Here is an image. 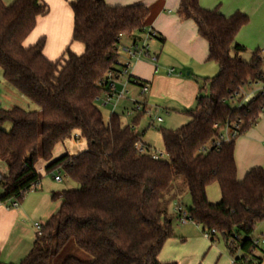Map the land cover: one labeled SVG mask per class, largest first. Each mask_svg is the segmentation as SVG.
I'll return each instance as SVG.
<instances>
[{"label": "trees", "instance_id": "obj_1", "mask_svg": "<svg viewBox=\"0 0 264 264\" xmlns=\"http://www.w3.org/2000/svg\"><path fill=\"white\" fill-rule=\"evenodd\" d=\"M65 1L74 14L73 41L85 51L79 56L67 49L52 62L43 53L45 38L24 46L38 19L48 15L46 3L15 0L6 6L0 0V70L11 87L39 107L33 113L0 108V164L6 167L0 205L21 203L41 182L36 170L40 161L47 163V174L63 170L79 185L63 192L57 214L42 226L18 264H51L53 255L70 241L92 261L69 258L63 264H162L165 243L176 237L164 205L172 199L177 178L190 195V221L201 226L212 243L221 238L236 257L234 264H263L253 239L264 223V169L254 168L239 181L235 162L237 139L256 126L264 112L261 94L242 105L252 85L264 88V55L256 51L246 62L247 49L236 42L249 18L240 12L227 18L218 10L203 9L200 0H180V20L196 24L208 45V61L218 65L219 73L198 82L196 106L183 113L188 124L161 130L168 160H154L150 149L148 154L136 149L144 136L137 131L144 115L123 125L113 114L105 123L96 102L99 82L119 66L120 36L133 37L149 28V8L109 7L104 0ZM5 123L12 125L10 132L1 129ZM235 125L240 127L238 138L221 141L224 129ZM72 138L84 141L85 150L54 159L57 146ZM214 184L221 193L217 204L207 196ZM0 264H6L1 255Z\"/></svg>", "mask_w": 264, "mask_h": 264}, {"label": "crops", "instance_id": "obj_2", "mask_svg": "<svg viewBox=\"0 0 264 264\" xmlns=\"http://www.w3.org/2000/svg\"><path fill=\"white\" fill-rule=\"evenodd\" d=\"M43 1L48 5L49 13L38 19L36 28L28 37L29 39L34 34L37 39L33 43H28L27 39L24 46L32 47L40 39L45 38L46 44L43 53L52 62L62 58L67 49L76 55H82L85 51L84 46L73 41L74 14L69 3L65 0ZM104 2L109 7L144 5L150 10L148 25L157 37L150 43L149 58L130 60L126 56H120L122 64L129 65V76L133 80L149 86V93L144 98L140 97L139 87L132 86L130 88V90H134L135 96L138 92L137 102L144 101L153 113L157 112L159 106L180 114L194 109L199 90L198 82L216 76L219 73V67L208 61V45L198 35L196 24L193 21L180 20L178 16L180 0H104ZM199 3L203 9L218 10L227 18L238 12L245 14L249 18V22L236 37V42L247 49L243 59L250 61L256 51H260L264 55V0H200ZM141 37V34H136L133 39L137 40ZM125 39H122V44ZM169 69H174L176 72L169 75ZM186 71H188L187 75H185ZM262 89L261 85L259 91ZM127 102L132 106L133 102L129 100ZM254 127L239 137L235 144V162L239 181H242L250 170L262 168L261 166L264 164L255 163L251 156L247 155L244 162L239 158L242 150L246 152L247 147L249 149L255 143L258 145L257 142L260 143L264 139V112ZM141 142L148 150H151V147L143 142V138ZM55 151L54 159L67 153L66 149L59 155H56ZM151 153H153L152 150ZM42 166L45 170L47 163L42 161ZM36 170L42 179L43 175H48L45 171L41 173L37 167ZM0 172L3 175L6 173V167L3 164H0ZM42 179L39 192L44 189ZM52 195L54 200L56 195L55 193ZM47 199L49 200V196L46 191L38 196V202L31 206L24 202L17 210H9L6 206L0 205V255L2 262L18 264L31 251L38 235L35 225L39 223L34 221L35 238L33 235L30 237L31 230L27 225H31V222L37 218L41 220L43 217L50 216L49 221L54 216L50 213ZM46 224H40V226ZM208 242L197 237L170 239L165 243L159 261L162 264L171 262L177 264H230L229 259L220 250L212 253L206 261L205 258L210 254L214 245L209 238ZM192 243L195 245L192 247L197 248L196 252L188 249ZM224 247L228 252L225 244ZM200 258L203 261H200Z\"/></svg>", "mask_w": 264, "mask_h": 264}, {"label": "rangeland", "instance_id": "obj_3", "mask_svg": "<svg viewBox=\"0 0 264 264\" xmlns=\"http://www.w3.org/2000/svg\"><path fill=\"white\" fill-rule=\"evenodd\" d=\"M2 1L6 6H10L15 2V0H2ZM125 38L126 39L124 40V45H127V44L129 45L134 40L133 37H125ZM36 39H37L36 35L33 34L28 39V43H33ZM244 61L248 62V60H244ZM187 73L188 71L185 72V75H187ZM260 88H261V84L252 85L250 89L246 91V98H245L246 102H249L253 100L255 97H257L260 92L259 91ZM130 93L131 95H129L128 98L137 101V99L139 98L138 92H137V96H135L134 90H130ZM0 102L2 103V105L0 106L1 109L11 110L13 108H20L29 113L39 112V107L36 104H34L29 99H27L25 96H23L20 92H18L16 89L11 87L4 80L3 73L1 70H0ZM159 107H160L159 109L157 108V112L152 114V117L144 116L139 126L137 127V131L140 134H144L143 142L146 145L151 147V150L154 154L161 155L162 160H168V157L164 151L161 130L164 129V130L175 131L181 128L182 126L188 124L190 119L188 116L184 114L172 112L171 110H165L164 108H162V106H159ZM98 108L103 115L105 123H107L110 120V117L112 116V112L109 109H105L103 107L98 106ZM124 108L131 109L132 106H130L129 102L123 101L120 104L116 114L121 117V122L123 125H129L138 117V115L135 114L134 116L132 115L131 117L124 116L123 114L125 110ZM157 118H161L163 122L162 123L155 122ZM153 121L155 122L154 126H153ZM1 129L5 132H10L12 130V125L10 123H5L4 125L1 126ZM257 143L258 145L255 143L254 146L250 147L249 149L247 147L246 152H244L243 150L240 152L239 158L241 159V161L244 162L245 156L247 155L248 157L251 156V159L255 163H258L260 165L264 163V145H263L264 139L261 140L260 143L259 142ZM85 147H86V144L84 141H81V140L77 141L75 138H72L64 142L63 146L60 145L58 147L59 149L57 148L55 153L56 155L57 154L59 155L61 153H64L62 151H65L66 149L65 152H67L69 155L76 156L82 153L85 150ZM263 165L264 164H262L261 167L264 169ZM37 168H39V171L41 173L45 171L42 166V161L38 163ZM55 175L59 176L62 179L61 183H58L54 180L53 174L43 175V179H42L43 188H44L43 191L39 192L38 191L39 189H38L35 192L27 193L25 195V199L21 203L25 202V203H28V206H31L32 204H35L36 202H38L37 201L38 196H40L44 192L46 193L47 191V194L49 196V200L47 199L48 200L47 205L50 206L51 215L52 216L56 215L62 203L63 192L77 190L79 188V185L75 181H73L70 177H68L67 174L63 170L55 171ZM52 193H55L56 195V198L54 200L52 199V196H53ZM171 195H172L173 200L170 199L168 205L167 206L166 204L164 205V209L167 211L168 217L173 219V231L176 236L175 238L180 240L181 237H184V238H196L197 237V238H202L206 242H208V238L205 237V235L203 234L201 227L197 226L196 224L190 223V222L184 226L180 225L177 216L176 215L174 216L175 214L174 209L176 205H180L185 209H190L192 205L190 195L188 193V190L182 178H177L175 180L173 184V188H172V193L170 194V196ZM207 196L211 204H217L221 201V193H220V190L217 184H214L208 187ZM10 203L11 202H8L4 206L6 207L10 206ZM43 206L45 205L43 204ZM49 217L50 216L43 217L41 220L37 218V220H33V222H31V225L30 224L27 225L31 230L30 237H32V235L34 236L36 233V229L34 227V221H37L39 225L40 224L43 225L48 222ZM255 237L259 239L260 238L264 239V223L257 228ZM192 246H195V245L192 243L190 246H188V249L194 250L196 252L197 248L196 247L193 248ZM218 250H220L221 253L229 259L230 264H233V261L236 259V257L229 256L228 252L225 250L224 243L221 238L216 240V242L213 245V248L210 251V254L205 258V260L207 261L209 257L212 255V253L218 252ZM255 255L259 257L264 264V245L261 246L258 251H256ZM69 258H73V259H76V260H79L85 263H89L92 261V257L90 255L80 250L73 241H70L64 247L62 251L53 255L51 264H63ZM202 258H203V255H202ZM200 261H203V260H201L200 258Z\"/></svg>", "mask_w": 264, "mask_h": 264}, {"label": "built area", "instance_id": "obj_4", "mask_svg": "<svg viewBox=\"0 0 264 264\" xmlns=\"http://www.w3.org/2000/svg\"><path fill=\"white\" fill-rule=\"evenodd\" d=\"M141 34V39H134L129 45H124L121 43L119 52L120 56H126L128 59H136V60H142L145 58H149L150 55V43L154 41L157 37L156 33L151 29L147 28L145 29ZM122 39L124 37L120 36ZM128 64H122V62L119 59V66L117 69L111 70L107 73L105 78L99 82L98 86L102 89L101 94L97 97L96 102L99 107H103L105 109H109L113 114L117 113V110L120 106V104L123 101H131L132 108L131 109H125L123 114L126 117L134 116L135 114H143L146 117H152L153 111L148 108L146 103L144 101L137 102L135 100L129 99L128 96L131 95L130 88L132 86H136V80H133L129 76L128 71ZM176 71L174 69H169L168 74L173 75ZM138 87V86H137ZM140 88V97L144 98L149 93V86L147 84H143L142 86H139ZM262 96H264V88L260 91ZM246 101L242 104L245 105ZM1 106V102H0ZM242 107V106H240ZM157 123H162L163 120L161 118H157ZM153 121V126L155 124ZM239 125H235L232 127H226L223 131V135L221 137V141L225 143H229L239 136ZM264 145V143H263ZM136 149L139 154H148L149 151L144 146L142 142H138L136 144ZM151 156L154 160L161 159V155L151 153ZM2 173L0 172V179L2 177ZM54 180L58 183L62 182V179L59 176H56L55 173ZM40 188V183L34 185L29 192H35ZM20 202L13 201L10 203V206H7V209L9 210H17L20 207ZM175 215L178 218V221L180 225H187L190 221L188 210L183 208L180 205H177L174 209ZM38 233H40L42 226L39 224L35 225ZM208 237V235H206ZM209 238V237H208ZM253 244L256 248H258L256 251L260 249L261 246L264 245V239L262 238H256L254 235ZM256 253V252H255ZM240 254V251L238 252V255ZM234 264V261H233Z\"/></svg>", "mask_w": 264, "mask_h": 264}]
</instances>
